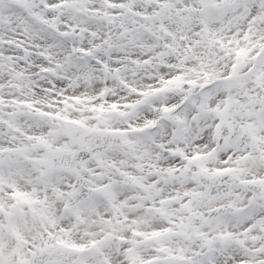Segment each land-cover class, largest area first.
Wrapping results in <instances>:
<instances>
[{
    "label": "snow or ice",
    "instance_id": "snow-or-ice-1",
    "mask_svg": "<svg viewBox=\"0 0 264 264\" xmlns=\"http://www.w3.org/2000/svg\"><path fill=\"white\" fill-rule=\"evenodd\" d=\"M0 264H264V0H0Z\"/></svg>",
    "mask_w": 264,
    "mask_h": 264
}]
</instances>
